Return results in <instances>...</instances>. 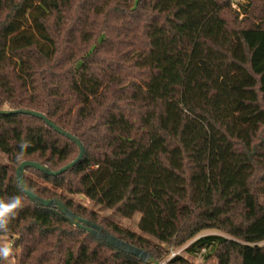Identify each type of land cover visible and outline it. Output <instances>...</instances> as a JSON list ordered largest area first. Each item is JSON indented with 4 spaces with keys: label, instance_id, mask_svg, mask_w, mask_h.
I'll return each mask as SVG.
<instances>
[{
    "label": "trees",
    "instance_id": "1",
    "mask_svg": "<svg viewBox=\"0 0 264 264\" xmlns=\"http://www.w3.org/2000/svg\"><path fill=\"white\" fill-rule=\"evenodd\" d=\"M246 6L243 11L245 12ZM229 0H0V230L16 264H149L29 200L27 188L160 264H264V19L227 21ZM31 146L17 159L19 145ZM81 195L140 234L97 220ZM216 230L221 235H202ZM173 254V253H172ZM0 264H5L0 258Z\"/></svg>",
    "mask_w": 264,
    "mask_h": 264
},
{
    "label": "water",
    "instance_id": "2",
    "mask_svg": "<svg viewBox=\"0 0 264 264\" xmlns=\"http://www.w3.org/2000/svg\"><path fill=\"white\" fill-rule=\"evenodd\" d=\"M9 112L7 111H0V115H4L7 114ZM11 113H16V114H22V115H29L32 117H35L41 121H43L47 126H49L51 129H53L57 134L64 136L65 138H67L68 140H70L72 143L75 144V146L78 149V154L76 156V158L66 164L65 166H63L62 168L58 169L57 171H51L48 168H46L45 166L36 163V162H31V161H23L21 162L16 168H15V177L16 180L18 182V185L20 186L21 190L23 191V193L26 195V197L31 200L35 205L41 206V207H55L58 209V211L61 213V215L68 220L74 227L81 229L83 231H85L86 233L90 234L91 236H93L94 238H96L97 240L104 242L110 246H112L113 248L133 255L137 258H139L140 260H143L144 262H147L149 264H160L159 262L155 261L152 259V257H150L148 255V253H146L143 250H140L138 248H135L113 236H111L110 234L104 232L99 226L86 221L74 214H72L68 209L65 208V206L56 201V200H51V199H43L40 198L38 196H36L35 194H33L26 186L25 182H24V177H23V173L24 170L27 168H33L47 176H58L61 175L62 173L66 172L68 169L72 168L73 166H75L78 162L81 161L83 154H84V148L82 146V144L76 139L74 138L71 134L61 130L59 127L53 125L52 123H50L42 114L37 113V112H32V111H28V110H20V111H14Z\"/></svg>",
    "mask_w": 264,
    "mask_h": 264
},
{
    "label": "rangeland",
    "instance_id": "3",
    "mask_svg": "<svg viewBox=\"0 0 264 264\" xmlns=\"http://www.w3.org/2000/svg\"><path fill=\"white\" fill-rule=\"evenodd\" d=\"M244 6H246V9H245V12L242 11V14L231 9L226 14L227 21L230 22V20H232V18H234L237 22H242L244 19L250 20L249 22H258L257 17L259 15H263L262 18L264 19V0H246V3ZM243 9H244V7H243ZM0 162L7 163V161L1 155H0ZM67 196H69L71 199H73V201L76 204H79L80 206L85 208V210L92 211L98 217L97 220H104V222H113V223H115V224H117L123 228H126L132 232L140 234L141 236H143L144 238H146L147 240H149L152 243L155 242L153 239H151L147 235H143L138 231V229L136 227V222H137V218H138L137 215H134L133 217H131L129 219L121 218L113 210L99 209V208L93 206L90 202L87 201V199H85L81 195H67ZM202 235H221L224 237H228L226 234H223V233L216 231V230L205 231V232L201 233L199 236H202ZM6 241L7 240H5L4 242H6ZM182 250H183V247H181L177 250H170V254H169L168 258H170L171 254L173 253V254H180L181 256L187 258L189 261H191L193 263L217 264V262L214 259H210L205 263H201V260L198 256L189 257ZM12 259L15 262V259L12 257L7 258V259H3V260L5 261V264H11L13 262Z\"/></svg>",
    "mask_w": 264,
    "mask_h": 264
},
{
    "label": "clouds",
    "instance_id": "4",
    "mask_svg": "<svg viewBox=\"0 0 264 264\" xmlns=\"http://www.w3.org/2000/svg\"><path fill=\"white\" fill-rule=\"evenodd\" d=\"M30 146V141H23L19 145L17 159H21ZM22 206V200L19 196L10 197L6 202L0 201V230L5 232L8 230V224L11 217L16 215L15 210ZM11 253L12 249L7 244L0 246V258H7Z\"/></svg>",
    "mask_w": 264,
    "mask_h": 264
},
{
    "label": "built area",
    "instance_id": "5",
    "mask_svg": "<svg viewBox=\"0 0 264 264\" xmlns=\"http://www.w3.org/2000/svg\"><path fill=\"white\" fill-rule=\"evenodd\" d=\"M246 3V0H229V4L232 10L237 11L238 13L242 14L243 11V7ZM4 243V244H3ZM7 244L8 246H10L9 242H2V246ZM174 254H171V256H173ZM3 259H7V258H3ZM13 260V259H12ZM11 264H16L13 260V262Z\"/></svg>",
    "mask_w": 264,
    "mask_h": 264
}]
</instances>
